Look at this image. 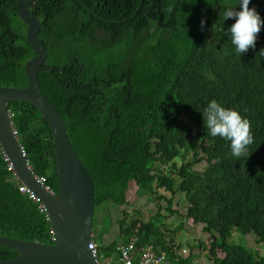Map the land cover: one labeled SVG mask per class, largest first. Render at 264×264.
Listing matches in <instances>:
<instances>
[{"label":"trees","instance_id":"trees-1","mask_svg":"<svg viewBox=\"0 0 264 264\" xmlns=\"http://www.w3.org/2000/svg\"><path fill=\"white\" fill-rule=\"evenodd\" d=\"M16 1L0 0V84L25 86L24 63L35 51ZM140 2L33 0L29 6L47 50L39 88L58 109L92 178L93 226L103 204L117 208L127 202L134 180L145 200L163 196L158 189L168 192L170 212L172 194L183 193L184 216L201 222L211 237L205 249L212 264H264V254L255 256L246 245L227 240L238 230L264 242V26L255 48L240 55L230 34L236 18L224 20L227 8L241 10L240 0H142L137 10ZM249 7L264 20V0H250ZM213 99L250 120L254 142L248 157L237 160L230 141L207 133L203 110ZM9 108L31 169L56 191L47 120L27 100H12ZM191 146L193 153L185 157ZM159 209L149 220L134 219L123 228L122 240L134 235L136 245L165 251L167 264H188L177 253L180 244L164 231ZM124 220L125 215L121 229ZM49 227L45 212L18 189L0 154V234L48 243ZM18 253L0 245V259Z\"/></svg>","mask_w":264,"mask_h":264},{"label":"water","instance_id":"water-1","mask_svg":"<svg viewBox=\"0 0 264 264\" xmlns=\"http://www.w3.org/2000/svg\"><path fill=\"white\" fill-rule=\"evenodd\" d=\"M32 2L16 1L17 13L27 25L26 38L35 53L24 63L27 76L25 86L0 84V145L16 174L45 207L53 228L52 242L0 234V245L19 251L15 256L0 259V264H99L88 245L92 237L95 208L93 181L74 151L58 109L39 88L38 70L47 58V50L38 37L41 23L29 8ZM141 4L142 0L137 10ZM20 99L30 101L39 109L52 132L57 177V189L54 192L48 191L37 180L22 153L9 116V102Z\"/></svg>","mask_w":264,"mask_h":264},{"label":"rangeland","instance_id":"rangeland-1","mask_svg":"<svg viewBox=\"0 0 264 264\" xmlns=\"http://www.w3.org/2000/svg\"><path fill=\"white\" fill-rule=\"evenodd\" d=\"M194 133V126L191 129ZM194 148L191 146L185 153V157H189L193 153ZM179 161V160H178ZM180 162V161H179ZM205 161L199 162L197 166L199 168ZM196 167V165H195ZM168 168V167H167ZM137 184L134 180H130L129 186L126 191L127 202L123 205L113 207L112 202H107L104 206V211L101 209L98 214V220L92 227V236L96 238L98 243L99 260L105 262L108 260L107 252L102 247H106L108 251L118 255V251L108 247V244L113 242L115 238L120 236L123 228H125L134 219L149 220L151 215L155 213L157 207H160L161 213L165 215L163 219L164 231L168 234V238L172 237L175 242L180 244L177 248V253L187 257L188 264H212L211 260L207 256V246H209L211 237L208 232L201 229L203 225L201 222L195 223L191 218L184 216L187 207V200L183 196V193L179 190L172 194L171 208L175 211L170 212L167 209V199L171 196L168 192L162 189L157 190V195L162 194L160 198L153 200H145L136 193ZM107 205L110 209L108 214ZM125 209V213L123 212ZM101 213V214H100ZM125 215V220L122 225V229L119 226V219ZM181 224V225H180ZM121 237V236H120ZM228 242L242 243L246 245L255 256L264 254V242L256 241L253 232L243 233L238 230H234L230 236L227 237ZM202 241L203 245L199 243ZM192 244V247H189ZM203 246V247H202ZM186 249L184 252L182 249ZM206 248V249H205ZM223 252L219 250L218 255H222Z\"/></svg>","mask_w":264,"mask_h":264},{"label":"clouds","instance_id":"clouds-1","mask_svg":"<svg viewBox=\"0 0 264 264\" xmlns=\"http://www.w3.org/2000/svg\"><path fill=\"white\" fill-rule=\"evenodd\" d=\"M239 4L242 5L239 11L236 8H227L224 12V20L236 18V22L230 28V34L236 52L241 55L246 53L249 48H255L257 35L261 27L264 26V20L261 19L255 8L249 7L250 0H240ZM172 10V5L166 9L167 12ZM201 24L203 26L204 21ZM203 119L209 135L219 136L230 141L232 155L237 160L249 156L248 146L254 142L251 122L239 110L226 108L213 99L203 110ZM153 248L155 249L154 246ZM183 249L184 252L186 249Z\"/></svg>","mask_w":264,"mask_h":264},{"label":"built area","instance_id":"built-area-1","mask_svg":"<svg viewBox=\"0 0 264 264\" xmlns=\"http://www.w3.org/2000/svg\"><path fill=\"white\" fill-rule=\"evenodd\" d=\"M9 116L12 118L13 111L9 109ZM21 145V144H20ZM1 146V145H0ZM21 150L23 155L26 157V152L24 147L21 145ZM4 159L7 164V169L10 171V177L13 179L14 183L18 186V189L27 194L29 198L36 201L38 208L41 212H45V218L50 221L45 207L39 202L38 197L34 194V192L19 178L16 174L12 163H10L8 156L5 152H2ZM27 159V157H26ZM28 162V159H27ZM29 163V162H28ZM32 170V169H31ZM33 174L37 178V180L48 190L54 192V189L51 185L47 184L46 177L41 174H37L32 170ZM50 234L53 233V228H49ZM89 247L91 248L93 254L97 258L99 264H167L165 259V251L158 249H154L152 244H145L142 246H138L135 243V238L132 237L130 240L122 242L120 241L116 244V250L119 253V257L116 260L108 259L105 262H101L99 260L98 248L97 244L91 239L88 243ZM184 250V249H183Z\"/></svg>","mask_w":264,"mask_h":264},{"label":"crops","instance_id":"crops-1","mask_svg":"<svg viewBox=\"0 0 264 264\" xmlns=\"http://www.w3.org/2000/svg\"><path fill=\"white\" fill-rule=\"evenodd\" d=\"M2 149H1V146H0V154H1V156L4 158V156H3V154H2ZM5 160V159H4ZM6 167H7V164H6ZM46 219V218H45ZM47 220V219H46ZM48 221V220H47ZM50 223V222H49ZM51 227V226H50ZM49 227V228H50ZM50 233V232H49ZM120 235V234H119ZM121 236V235H120ZM120 236H118L117 238H115V240H116V244H118L120 241H122V242H125V241H123L122 240V237H120ZM51 237V236H50ZM132 237H134L135 238V236L134 235H132L130 238H132ZM91 239L97 244V248H98V243L93 239V237H91ZM130 240V239H129ZM126 241H128V240H126ZM136 243V242H135ZM116 244H115V246H114V248L113 249H115L116 250ZM142 245H145V244H141V245H138V246H142ZM106 252H107V258L108 259H110V260H116V259H118V257H119V253H118V255H117V257H116V254H114V253H112V252H110V251H108V250H106Z\"/></svg>","mask_w":264,"mask_h":264}]
</instances>
